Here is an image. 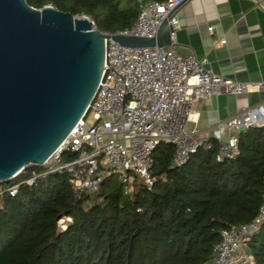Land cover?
Returning a JSON list of instances; mask_svg holds the SVG:
<instances>
[{
  "label": "trees",
  "instance_id": "1",
  "mask_svg": "<svg viewBox=\"0 0 264 264\" xmlns=\"http://www.w3.org/2000/svg\"><path fill=\"white\" fill-rule=\"evenodd\" d=\"M26 1L87 15L101 31L123 29L138 13L136 0ZM174 151L160 142L152 187L130 194L110 176L77 191L67 173L26 165L0 182V264H212L221 231L251 220L262 202L264 124L239 132L234 158L217 159L213 138L172 167ZM244 241L247 264H264V218Z\"/></svg>",
  "mask_w": 264,
  "mask_h": 264
},
{
  "label": "built area",
  "instance_id": "2",
  "mask_svg": "<svg viewBox=\"0 0 264 264\" xmlns=\"http://www.w3.org/2000/svg\"><path fill=\"white\" fill-rule=\"evenodd\" d=\"M184 1L136 0L138 13L131 25L103 32L154 37L161 22L167 19L172 42L178 28L176 9ZM87 17L92 28L98 29L94 20ZM208 29L212 31V26ZM220 42L224 43L225 38ZM252 91H264V80L224 77L206 66V58L192 52L181 55L172 47L157 44L128 46L109 35L105 37L104 66L94 96L83 116L41 165L45 166V173H67L77 191L97 189L104 178L115 174L124 194L139 185L150 189L154 182L152 153L160 142L174 144L178 164L208 138L217 142V159H230L238 153L239 132L264 124L262 100L220 120L211 135L204 136L197 128L186 125L195 94L209 97ZM89 113L94 119L90 124L85 121ZM35 178L33 174L24 182L31 185ZM18 186L16 182L7 190L14 194ZM263 218L264 192L251 220L221 231L212 264L244 262L248 254L244 238L258 228Z\"/></svg>",
  "mask_w": 264,
  "mask_h": 264
},
{
  "label": "water",
  "instance_id": "3",
  "mask_svg": "<svg viewBox=\"0 0 264 264\" xmlns=\"http://www.w3.org/2000/svg\"><path fill=\"white\" fill-rule=\"evenodd\" d=\"M109 35L128 46L172 43L167 19L154 37L108 34L93 29L86 15L52 4L0 0V182L42 164L83 116Z\"/></svg>",
  "mask_w": 264,
  "mask_h": 264
},
{
  "label": "crops",
  "instance_id": "4",
  "mask_svg": "<svg viewBox=\"0 0 264 264\" xmlns=\"http://www.w3.org/2000/svg\"><path fill=\"white\" fill-rule=\"evenodd\" d=\"M176 16V36L165 47L206 58V66L224 77L264 80V0H185ZM262 100L264 91L195 94L186 125L209 136L220 120Z\"/></svg>",
  "mask_w": 264,
  "mask_h": 264
},
{
  "label": "rangeland",
  "instance_id": "5",
  "mask_svg": "<svg viewBox=\"0 0 264 264\" xmlns=\"http://www.w3.org/2000/svg\"><path fill=\"white\" fill-rule=\"evenodd\" d=\"M93 116H92V114L91 113H89L86 117H85V121L87 122V123H92L93 122ZM111 177V179H112V181L114 182V183H116V184H119L120 183V178L118 177V175H111L110 176ZM242 253H244V251L242 250ZM246 260L244 261V262H242L241 264H247L248 263V261L250 260V256L248 255V254H246Z\"/></svg>",
  "mask_w": 264,
  "mask_h": 264
}]
</instances>
